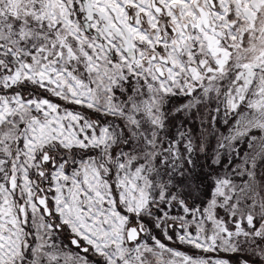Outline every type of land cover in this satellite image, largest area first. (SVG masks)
Returning a JSON list of instances; mask_svg holds the SVG:
<instances>
[{"label":"snow or ice","instance_id":"6c2138e0","mask_svg":"<svg viewBox=\"0 0 264 264\" xmlns=\"http://www.w3.org/2000/svg\"><path fill=\"white\" fill-rule=\"evenodd\" d=\"M0 264H264V0H0Z\"/></svg>","mask_w":264,"mask_h":264}]
</instances>
